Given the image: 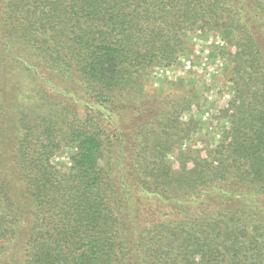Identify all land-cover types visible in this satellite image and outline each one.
Listing matches in <instances>:
<instances>
[{
  "label": "trees",
  "instance_id": "obj_1",
  "mask_svg": "<svg viewBox=\"0 0 264 264\" xmlns=\"http://www.w3.org/2000/svg\"><path fill=\"white\" fill-rule=\"evenodd\" d=\"M211 31L228 123L171 162L198 96L145 78ZM0 54L61 77L71 102L18 105L9 139L0 116V264H264V0H0Z\"/></svg>",
  "mask_w": 264,
  "mask_h": 264
},
{
  "label": "rangeland",
  "instance_id": "obj_2",
  "mask_svg": "<svg viewBox=\"0 0 264 264\" xmlns=\"http://www.w3.org/2000/svg\"><path fill=\"white\" fill-rule=\"evenodd\" d=\"M189 40L188 51L175 64L169 67L157 66L145 78L147 92L163 91L171 94L178 89L175 85L183 82L187 92L193 89L198 96L182 116L184 122L193 120L198 127L176 152L168 156L171 162H175L177 151L187 149L195 140L205 138L212 144L220 142L221 133L228 121L224 119L220 124L217 123L221 119V111L227 107L233 94V82L225 75L226 61L219 56L223 47L222 34L211 31L192 35ZM23 57L32 63L27 55ZM14 58L12 55L0 54V116L4 126L1 133L4 137L8 136V139L9 135L16 133L13 124L17 120L18 105L26 104L36 111L54 112L62 111L71 104L68 96L62 93L65 89L68 91V83L61 77L48 75L42 69H27L20 62L14 61ZM74 92L80 97H86L79 90ZM3 94L8 95L7 99H2ZM80 111L85 115L84 110ZM71 155L72 151L64 148L53 161L59 168L66 170L72 164ZM0 160L6 165L7 157L4 156L3 148Z\"/></svg>",
  "mask_w": 264,
  "mask_h": 264
}]
</instances>
